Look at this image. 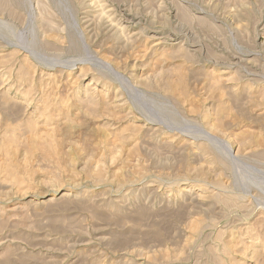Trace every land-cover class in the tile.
I'll return each mask as SVG.
<instances>
[{
  "label": "rangeland",
  "instance_id": "374dc122",
  "mask_svg": "<svg viewBox=\"0 0 264 264\" xmlns=\"http://www.w3.org/2000/svg\"><path fill=\"white\" fill-rule=\"evenodd\" d=\"M0 264H264V0H0Z\"/></svg>",
  "mask_w": 264,
  "mask_h": 264
},
{
  "label": "bare ground",
  "instance_id": "6f19581e",
  "mask_svg": "<svg viewBox=\"0 0 264 264\" xmlns=\"http://www.w3.org/2000/svg\"><path fill=\"white\" fill-rule=\"evenodd\" d=\"M95 82H96V81L93 80V81L90 82V84L95 83ZM116 97H118L117 94H116ZM116 100H118V99H116ZM133 127H134V126H133Z\"/></svg>",
  "mask_w": 264,
  "mask_h": 264
}]
</instances>
